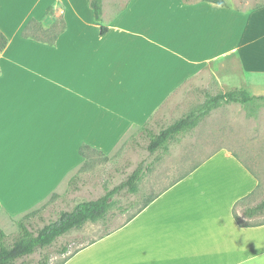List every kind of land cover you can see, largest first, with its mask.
I'll return each mask as SVG.
<instances>
[{"label":"crops","instance_id":"0c3cea01","mask_svg":"<svg viewBox=\"0 0 264 264\" xmlns=\"http://www.w3.org/2000/svg\"><path fill=\"white\" fill-rule=\"evenodd\" d=\"M23 1L0 0V25L2 11L10 14ZM39 1L17 27L4 20L9 31L2 32L9 41L0 52L1 168L29 165L30 150H59L52 143L57 129L76 125L78 118L127 119L130 127L143 126L169 100L183 97L181 89L203 80L207 70L219 80V62L227 56H237L228 66L230 83H239L232 89L264 96V2L240 9L227 1V6L170 1L160 16L157 0H128L110 26L103 15L97 23L94 15L82 13L91 0H50L34 15L41 14L44 24L64 17L69 7L75 14L72 29L64 17L66 29L51 44L21 35ZM95 26L97 31L91 29ZM103 26L108 28L104 34ZM137 39L146 42L147 51L162 48L169 62H148L132 74L122 73L118 84L131 94L116 92L107 114L78 112L76 106L91 94L84 83L87 70L103 54L136 63ZM193 168L155 193L132 219L71 253L64 264H264V222L242 225L235 217L237 206L259 188L258 177L227 148L216 149ZM13 196L12 173L2 169L0 204L8 206L9 200L10 208ZM0 211L7 217V208Z\"/></svg>","mask_w":264,"mask_h":264},{"label":"rangeland","instance_id":"374dc122","mask_svg":"<svg viewBox=\"0 0 264 264\" xmlns=\"http://www.w3.org/2000/svg\"><path fill=\"white\" fill-rule=\"evenodd\" d=\"M35 1L37 2V0L19 2L10 14L2 11L1 25L3 26L0 25V30L5 34L9 31L7 24L4 23L5 19H10V24L14 28L17 27L29 13ZM49 1L40 0L26 23L34 17L44 22L38 19L42 17L41 14L37 17L34 15H39L42 4ZM127 1L104 0L102 15L105 25H115L117 16L120 14L119 10ZM157 1L160 16L170 1L183 2V0ZM226 1L240 9L264 2V0ZM82 13L93 18L91 7L86 11L82 10ZM132 14L133 11L129 13L130 22H133ZM64 17L69 21L68 25L72 29L75 25L72 23L75 20V14L70 7ZM45 18L53 21L48 14ZM91 29L98 30L96 26ZM142 31L144 30H140ZM146 46L143 39H137L136 63L130 62L123 55H100L98 64L87 70V81L84 82L88 92L91 93L90 97L84 101L85 103L81 102L76 106L77 111L85 114L90 112L107 114L109 108L116 104L114 100L116 92L124 96L131 94L129 87L118 84L122 73L132 74L137 71L138 65L148 62H169L162 48L155 49L152 46L154 51H147ZM236 57L235 55L227 56L219 62L222 65L219 80L213 72L207 70L203 80L181 89L184 90L183 97L174 102L172 101L174 99L169 100L145 124L158 132L162 127L168 126L203 104L207 98L206 92L217 94L234 88L239 83H230L228 66L231 67V63H236ZM257 77L255 75L254 79ZM238 79L240 80V77L234 80L238 81ZM131 89L134 93L136 91L137 95V88ZM131 122L132 120L127 119L113 121L98 119L90 122L89 119L78 118L76 125L57 129L56 140L52 143H55L59 150H30L29 165L0 167V171L2 169L11 171L13 177L14 196L11 207L9 208V200L8 206L5 202L0 204V209H8L7 217H2L5 211H0V228L7 233L8 243H12L19 234L17 220L31 210L45 205L42 211L43 218L36 216L32 220L31 228L37 229L45 222L57 219L61 210L72 209L82 201L100 197L108 189L125 180L138 165L142 164L144 168L147 166L151 168L150 171L144 170L138 192L131 193L124 189L114 196L116 203L111 208L107 221L88 222L82 228L74 229L59 237L51 246L38 249L33 254L19 259L18 264H40L43 256L49 258V264L61 263L82 246L120 226L148 197L167 187L171 181L188 172L218 148L229 149L260 181L255 194L237 206V216L243 222H264V214L253 219H247L243 214L247 206L256 205L264 198V100L247 105L231 102L213 109L200 120L195 128L171 141L167 152L150 153L147 149L148 140L142 134L143 126L130 127ZM61 123V125L64 124V119ZM47 138L51 139L53 136L48 135ZM83 144L93 148L86 150V157H81L79 154ZM39 161H46V163L40 166L37 163ZM76 174L80 176V179L76 181L77 189L70 186V179ZM64 247L68 248L67 252H63Z\"/></svg>","mask_w":264,"mask_h":264},{"label":"trees","instance_id":"16d2710c","mask_svg":"<svg viewBox=\"0 0 264 264\" xmlns=\"http://www.w3.org/2000/svg\"><path fill=\"white\" fill-rule=\"evenodd\" d=\"M222 6H227L226 0H207ZM94 19L97 23L102 20L103 0H91ZM66 29V22L63 16L57 17L51 25H46L37 19H31L25 26L22 35L26 38L54 43L57 38ZM107 27H102V33L107 31ZM8 37L0 30V52L8 45ZM258 100H264V96L252 95L245 88H235L225 92H219L216 95H208L206 101L198 107L192 109L187 114L176 119L173 123L166 127H162L158 132L149 127L148 124L143 125L142 134L147 138V149L150 153L167 152L169 143L175 140L179 135L195 128L200 120L208 115L213 109L231 102H240L242 104H250ZM93 149L88 144H83L79 150V154L83 157L87 156L86 150ZM236 156V155H235ZM194 169V168H193ZM144 170L150 171V166L144 168L142 164L130 173L120 184L108 189L103 195L96 199L85 200L76 204L72 209L61 210L57 219L45 222L43 226L32 229V220L37 216L42 219V211L45 205L28 212L17 221L19 234L12 243H8L7 233L0 228V264H18L17 261L36 252L38 249H44L51 246L56 240L69 233L74 229L82 228L86 223H97L99 221H107L109 212L116 203L114 196L126 189L128 192L136 193L139 190ZM80 179L78 174L70 179V186L77 189L76 181ZM155 196L148 197L140 209L146 207ZM247 219H253L256 216L264 214V198L253 206H247L243 212ZM132 214L128 220L132 219ZM235 217L240 224L253 225L256 222H243L237 216ZM107 231L105 234L109 233ZM103 234V235H105ZM102 235V236H103ZM68 248L64 247L63 252H67ZM71 255L66 257L61 263L64 264ZM40 264H49V258L43 256Z\"/></svg>","mask_w":264,"mask_h":264}]
</instances>
